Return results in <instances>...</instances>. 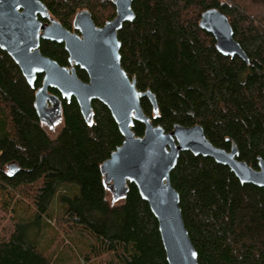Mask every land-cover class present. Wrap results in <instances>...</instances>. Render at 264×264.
Returning a JSON list of instances; mask_svg holds the SVG:
<instances>
[{
  "label": "trees",
  "instance_id": "16d2710c",
  "mask_svg": "<svg viewBox=\"0 0 264 264\" xmlns=\"http://www.w3.org/2000/svg\"><path fill=\"white\" fill-rule=\"evenodd\" d=\"M38 1L69 30L80 10L99 27L115 15L113 0ZM254 6L263 9L256 18L248 12ZM208 8L228 18L249 64L221 55L200 28ZM132 10L133 21L117 39L122 68L139 91L155 97L157 113L142 98L143 113L166 132L199 124L213 146L229 150L235 143L238 159L256 169L264 160V0H134ZM40 51L69 65L62 44L42 40ZM76 75L88 80L79 68ZM41 81L37 75L29 87L0 49V208L15 211L27 202L36 220H55L64 250L48 254V244L27 240L11 217L0 264H62L73 257L78 264H167L157 221L135 186L115 205L103 187L99 166L123 140L108 109L93 101L87 125L75 99H61V128L51 138L33 107ZM132 130L142 136L144 126L135 122ZM11 165L16 170L9 173ZM170 182L198 264H264V188L241 184L226 166L189 152L180 154Z\"/></svg>",
  "mask_w": 264,
  "mask_h": 264
},
{
  "label": "water",
  "instance_id": "95a60500",
  "mask_svg": "<svg viewBox=\"0 0 264 264\" xmlns=\"http://www.w3.org/2000/svg\"><path fill=\"white\" fill-rule=\"evenodd\" d=\"M133 1L113 0L115 15L101 27L94 24L87 10H80L73 18L71 31L38 0H0V49L17 65L29 87L35 86L37 75L42 76L33 107L46 131L52 133L61 127V99L67 102L75 99L87 125L93 124V101L108 109L123 139L99 166L110 204L123 201L128 186H135L157 221L167 264H198L179 207V194L170 182V173L180 154L189 152L210 158L226 166L241 184L259 188H264V160L258 158L257 168H252L238 159L235 143L229 150L213 146L201 125L175 124L166 132L143 113L142 98L157 113L155 97L150 90L139 91L135 79L122 68L121 44L117 39L123 24L134 19ZM199 26L213 37L221 55L237 57L249 64L234 39L228 18L219 10L208 8L202 12ZM42 40L62 44L69 66H60L44 56L40 51ZM76 67L86 73V82L77 77ZM50 89L59 96L50 93ZM135 122L144 126L142 136L134 134ZM14 169L11 165L9 173Z\"/></svg>",
  "mask_w": 264,
  "mask_h": 264
},
{
  "label": "rangeland",
  "instance_id": "374dc122",
  "mask_svg": "<svg viewBox=\"0 0 264 264\" xmlns=\"http://www.w3.org/2000/svg\"><path fill=\"white\" fill-rule=\"evenodd\" d=\"M256 4L258 5V3ZM260 11H263V9ZM260 11L258 8L256 9L255 6L251 7V9L248 10V12L252 17L258 16ZM60 128L61 127L59 126V128H57L52 133L48 131L47 132L49 133L51 138H54L57 135ZM1 200L2 199L0 196V203L2 202ZM21 208L23 209H18L16 206H13V209L16 210L15 211L8 210L7 212H4V210H1L0 208V239L5 236L3 234H5V232L9 229L11 225L9 222V218L12 217L15 218V220L18 222L19 229L24 233L27 240L29 241L32 240L33 242H38L42 245L48 244L49 249H47V253L54 254L55 256L59 255L60 250L61 251L64 250V248L61 245H59V242L61 238H65V235L62 232V229L56 225L55 220L53 219L49 220L45 217H41L39 220H36L34 217L35 215L31 211V207L28 205L27 202H24V207ZM47 223H49L50 227L46 225ZM82 251L85 252L84 249H82ZM78 258L82 259V256L79 255ZM105 258H108V256H105ZM62 264H78V263L77 260L73 257V258H69L68 261L62 260Z\"/></svg>",
  "mask_w": 264,
  "mask_h": 264
},
{
  "label": "flooded vegetation",
  "instance_id": "af4514ba",
  "mask_svg": "<svg viewBox=\"0 0 264 264\" xmlns=\"http://www.w3.org/2000/svg\"><path fill=\"white\" fill-rule=\"evenodd\" d=\"M42 21H45V20H42ZM71 31H73V29H71ZM68 66H69V65H68ZM76 68H77V67H76ZM14 170H16V169H14ZM14 170H13V171H14ZM13 171H12V172H13ZM12 172H11V173H12Z\"/></svg>",
  "mask_w": 264,
  "mask_h": 264
}]
</instances>
